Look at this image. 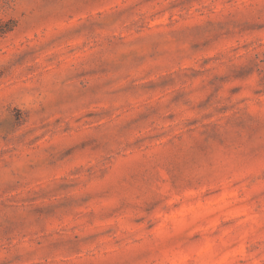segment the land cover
I'll return each mask as SVG.
<instances>
[{
    "label": "rangeland",
    "instance_id": "rangeland-1",
    "mask_svg": "<svg viewBox=\"0 0 264 264\" xmlns=\"http://www.w3.org/2000/svg\"><path fill=\"white\" fill-rule=\"evenodd\" d=\"M0 264H264V0H0Z\"/></svg>",
    "mask_w": 264,
    "mask_h": 264
}]
</instances>
